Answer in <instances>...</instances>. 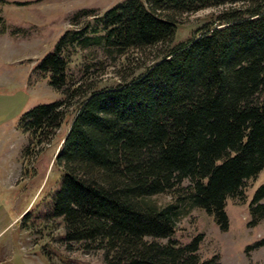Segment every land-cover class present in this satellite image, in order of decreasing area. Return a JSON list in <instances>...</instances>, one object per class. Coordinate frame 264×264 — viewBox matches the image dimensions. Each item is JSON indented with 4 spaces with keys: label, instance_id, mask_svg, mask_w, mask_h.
<instances>
[{
    "label": "trees",
    "instance_id": "obj_1",
    "mask_svg": "<svg viewBox=\"0 0 264 264\" xmlns=\"http://www.w3.org/2000/svg\"><path fill=\"white\" fill-rule=\"evenodd\" d=\"M209 7H222L215 21L172 44L179 19ZM96 21L65 30L35 63L64 97L20 119L35 142L46 141L78 99L54 157L61 182L50 213L63 240L102 250L104 264H217L197 252L202 233L186 243L172 236L193 208L226 231V200H245V182L264 169V0H121ZM90 45L113 57L162 49L115 86L72 84L64 52ZM161 193L171 201L152 199ZM248 211L249 226L264 218V181ZM261 246L264 236L245 252Z\"/></svg>",
    "mask_w": 264,
    "mask_h": 264
},
{
    "label": "rangeland",
    "instance_id": "obj_2",
    "mask_svg": "<svg viewBox=\"0 0 264 264\" xmlns=\"http://www.w3.org/2000/svg\"><path fill=\"white\" fill-rule=\"evenodd\" d=\"M5 1L0 4V264H104L100 249L83 250L81 242H71L68 247L61 218L50 213L53 194L61 182V170L54 157L77 97L68 106L60 127L46 141L35 142L22 129L20 119L33 106L64 97L46 77L33 70L35 63L53 48L65 30L84 26L90 29L97 23V16L121 0ZM221 9L209 7L182 16L172 44L188 38L204 23L215 21ZM82 10L88 14H80ZM161 49L129 50L113 57L101 47L90 45L73 47L64 55L68 58L70 83L100 88L115 86L122 75L143 71L157 60ZM263 181L264 169L245 182V200H226V231L220 230L204 210L193 208L176 222L172 238L186 243L202 233L197 250L201 259L217 256V264H264V246L245 252L247 244L264 236V218L255 226L247 223L249 200ZM152 199L163 205L172 198L161 193ZM155 240L166 243L168 238Z\"/></svg>",
    "mask_w": 264,
    "mask_h": 264
}]
</instances>
